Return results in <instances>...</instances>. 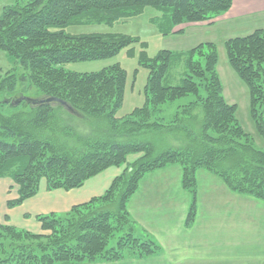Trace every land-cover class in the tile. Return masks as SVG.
Masks as SVG:
<instances>
[{
  "label": "trees",
  "instance_id": "1",
  "mask_svg": "<svg viewBox=\"0 0 264 264\" xmlns=\"http://www.w3.org/2000/svg\"><path fill=\"white\" fill-rule=\"evenodd\" d=\"M233 1L15 0L5 8L0 49L24 73L4 77L0 73V93L14 92L18 82H29L43 94L38 98H60L72 107L0 100L27 108L0 116V180L10 179V191L16 192L7 207H19L35 196L43 180L48 190H72L113 167L117 173L103 194L73 205L63 215H37L40 232L13 225L6 216L0 223V264H90L160 254L162 247L138 230L128 203L144 176L169 165L182 167V186L192 193L186 225L196 217L199 169L222 178L233 192L264 201V148L242 128L237 104L224 96L215 43L203 42L185 52L161 50L152 57L143 50L140 62L149 71L146 103L125 116H117L127 79L122 65L86 73L62 67L110 58L133 41L111 32L68 33L65 28L71 24L112 25L154 7L161 12L157 19L165 21L163 34L168 35L184 31L178 26L212 24ZM226 50L230 66L248 86L251 115L264 138V28L228 39ZM181 60L185 65L181 82L167 83L173 64ZM59 112L89 120L91 132L81 135L68 124H56ZM89 116L103 120L94 122ZM54 130L71 134L72 143L57 142ZM178 131L185 135L182 144L155 149L158 137Z\"/></svg>",
  "mask_w": 264,
  "mask_h": 264
},
{
  "label": "crops",
  "instance_id": "2",
  "mask_svg": "<svg viewBox=\"0 0 264 264\" xmlns=\"http://www.w3.org/2000/svg\"><path fill=\"white\" fill-rule=\"evenodd\" d=\"M258 16L264 18V0H234L230 10L216 18L212 24L192 25L216 26L224 23L228 28L236 30L237 34L231 36L233 38L264 28V24H259L257 20ZM185 26L180 27L185 29ZM116 173L117 170L91 178L84 186L89 184L96 188L86 196L82 194L72 198L52 190L54 197L50 194L51 190L44 189L13 209L7 207V201L15 194L10 191L6 181L0 180V193L3 195L0 223L6 222L7 216L8 222L13 225L40 232L37 215L66 212L75 204L103 194ZM196 176L197 213L191 225H186V219L192 193L182 186L180 165H169L148 173L128 203L130 216L138 230L144 231L162 247L160 254L147 260L124 259L91 264H264V201L231 191L222 178L205 169H199ZM99 184L101 186L98 188ZM43 192L49 195L44 199L48 207L28 212L26 206L39 199ZM63 196L65 204L62 209L57 204L49 205L51 197ZM13 210H23L14 216L21 219L19 224L13 222Z\"/></svg>",
  "mask_w": 264,
  "mask_h": 264
},
{
  "label": "rangeland",
  "instance_id": "3",
  "mask_svg": "<svg viewBox=\"0 0 264 264\" xmlns=\"http://www.w3.org/2000/svg\"><path fill=\"white\" fill-rule=\"evenodd\" d=\"M15 0H0V16L2 12L7 8V6L14 3ZM21 3V2H20ZM161 14V12L154 7H147L141 15L130 17L127 19H121L116 21L114 24L109 25L106 23H98V22H87V23H78L71 24L65 28V31L68 33H87V32H111V33H119L126 34L130 36L133 41L124 46L120 51L107 59H98L92 61H79V62H71L64 64L62 67L65 70L74 71L78 73H86V72H96L101 70L103 67L112 65L114 63H119L122 65L127 72L126 79V87H125V95L123 104L120 109L117 110V116H125L132 113L136 108L144 106L146 103V93H145V85L147 83L148 77V69L146 66L141 64L140 58L142 51L144 50L148 56H154L161 50H171L173 52H185L200 43L203 42H213L217 46L218 52V74L222 81L224 87V96L225 98L232 103L237 104L236 116L242 126V128L250 133V135L254 138L256 145L259 148H264V138L258 132L256 124L252 118L251 110H250V94L248 86L245 82L239 77L236 71L230 66L227 56L226 50V41L231 38V36H235L234 34L236 30L230 29L224 23H219L216 26H199L186 24L185 29L181 33H170L168 35L163 34L162 27L165 26V21L162 19H157V17ZM258 16L259 24H264V18H260ZM254 20H251L253 22ZM263 26V25H260ZM180 27V26H178ZM177 27V29H178ZM143 43H147L146 46ZM24 69L20 66V64L10 56L6 51L0 49V73L1 76H6L10 72H15L18 75L24 73ZM185 71L184 62H177L173 64L170 72L169 78L167 79V83L170 84H178L181 82L182 74ZM28 96L32 98L42 97L43 94L34 86H31L29 82L24 84L18 82L17 87L14 92H1L0 100L3 101L6 97L14 99L20 96ZM21 109H27L24 106L20 107H12L10 104H0V116H12L16 111ZM197 110L193 111V115L196 114ZM173 112V111H172ZM171 112V113H172ZM63 117L57 113L55 115V123L61 126L70 125V127H74L77 129V133H81V135L87 134L91 132V127L89 124V120L80 121L77 118H69V116L62 113ZM94 122H100L101 117L89 116ZM198 117V114L196 115ZM103 120V119H102ZM58 127V126H57ZM68 132H60L59 130H54L55 138L57 142L60 140L64 143L69 144L71 139H68L70 135H67ZM184 133L182 131H178L176 135H169L167 137L157 138V142L155 144V149L160 150L166 146V143L171 145H180L182 144V140ZM80 143L82 141H79ZM72 142H70L71 144ZM132 156H130L131 158ZM117 168L113 167L107 172L103 173L104 175H108V173H112ZM95 179V178H94ZM6 181L8 185L13 184L10 179L4 178L1 179ZM5 183V182H4ZM103 182L102 184H105ZM6 184V183H5ZM83 186L80 188L72 189V190H64V189H56L53 191H57L55 193H61V195L72 196V198L78 197V195L90 194L92 190H95V186ZM93 185V184H92ZM101 185L99 184L97 187L99 188ZM2 187V186H0ZM46 185L45 180L41 182L40 189L38 193L44 191ZM91 187V188H90ZM17 190V188L15 189ZM52 191V190H51ZM53 191L50 193L54 196ZM12 192V191H11ZM15 194L16 192L13 191ZM67 193V194H66ZM86 194V195H85ZM1 193H0V205L2 204ZM48 194H40L39 199L33 200L31 205L26 206V210L28 212H33L38 210V208H44L47 206V201L44 200L48 197ZM55 197V196H54ZM64 197H51L49 205L57 204V206L62 209L64 202ZM41 200V201H40ZM46 205V206H45ZM13 209V208H12ZM18 210H13L11 213L13 215V222L19 224L21 219L19 217H15L18 213ZM65 212H57L59 215H63ZM197 213V210H196ZM134 220V219H133ZM206 220V217L205 219ZM195 221V220H194ZM152 257V256H151ZM150 257L138 258V259H148ZM127 259H137V258H126ZM124 260V259H123ZM145 260V261H146ZM91 264V263H90ZM147 264V262H146ZM152 264V263H150ZM160 264V263H158Z\"/></svg>",
  "mask_w": 264,
  "mask_h": 264
},
{
  "label": "water",
  "instance_id": "4",
  "mask_svg": "<svg viewBox=\"0 0 264 264\" xmlns=\"http://www.w3.org/2000/svg\"><path fill=\"white\" fill-rule=\"evenodd\" d=\"M4 101L10 102L13 105H18L22 101H26V102L34 104V105L43 104V103H50V102H59V103L63 104L64 106H66L67 108H69L70 110H72V107H70L66 101H64L63 99H60V98H56V97L32 98V97L22 95L18 98H14V99L5 98Z\"/></svg>",
  "mask_w": 264,
  "mask_h": 264
}]
</instances>
